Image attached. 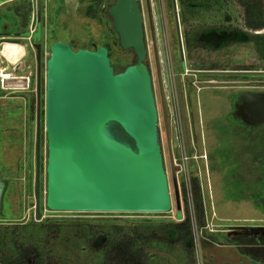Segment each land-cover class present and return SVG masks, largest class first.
<instances>
[{"label": "rangeland", "instance_id": "rangeland-1", "mask_svg": "<svg viewBox=\"0 0 264 264\" xmlns=\"http://www.w3.org/2000/svg\"><path fill=\"white\" fill-rule=\"evenodd\" d=\"M19 1L0 0V50L4 43H20L26 48L25 56L14 64L5 61L0 54V177L8 182L0 212L2 258L14 254L21 240H33L54 256V264L59 259L66 264H98L101 249L107 240L106 229L117 224L142 234H138V237L154 263L228 264V259L221 263L217 258L224 259L233 254V249L234 253L238 250L236 244L235 248L228 246L231 245L229 238L234 234L264 233V181L262 184L257 182L260 184H257L258 193L255 179L247 170L251 161L249 149L252 148L248 137L258 134L264 143V123L258 126L248 123L241 98L237 100L245 92L244 89L252 90V86L264 90V75L212 72L264 70V27L255 30L247 24L245 10L239 0H201L197 5L188 7L182 6L179 0L140 1L149 48L146 62L153 75L160 140L173 199L170 212L51 211L46 208V75L51 43L65 41L75 49L96 50L109 42L112 46L111 63L117 72L134 63L137 57L133 49L121 47L108 12L102 15L101 20L86 14L91 0H30L32 10L28 27H23L22 17L9 9ZM114 1L104 0V5L108 7ZM174 1L177 2V10ZM256 1L260 3L261 15L264 16V0ZM177 18L184 35L183 59ZM24 30L28 34L18 35ZM209 30L211 34L205 41L209 47L200 43L199 47H195L198 46L196 44L186 50L185 32L198 34ZM37 43L41 45V219L36 218L35 197ZM184 59L189 72L183 68ZM6 72L11 73V78L2 75ZM171 78H175L180 86L184 80L188 100L184 117L193 123L198 135L199 152L204 150L203 144H207L209 160L208 166L201 160V170L195 175L198 174L201 181L205 223L211 230H204L198 239L196 229L192 228L186 246L175 242L177 233L168 227L169 222L177 220L170 148L175 155L179 154L176 127L170 118L167 99L173 85ZM181 98L184 102L185 95ZM242 165H245V172ZM263 169L264 160H256L254 170L264 174ZM177 178L181 191L182 179ZM194 197L196 200L195 192ZM181 201L184 216L186 207L190 214V207L182 194ZM53 223L62 224L64 230L58 232L55 227L49 229L48 225ZM89 225L104 227V231L91 238ZM161 238L165 239L164 243ZM245 256L247 258L237 261L260 264Z\"/></svg>", "mask_w": 264, "mask_h": 264}, {"label": "water", "instance_id": "water-1", "mask_svg": "<svg viewBox=\"0 0 264 264\" xmlns=\"http://www.w3.org/2000/svg\"><path fill=\"white\" fill-rule=\"evenodd\" d=\"M174 4L177 10V2ZM107 12L121 47L133 49L137 57L123 71L115 70L106 46L75 49L65 41L50 45L46 75L45 206L51 211L170 212L173 199L160 140L153 75L146 62L149 48L141 2L115 0ZM177 26L181 37L178 18ZM179 43L183 51L181 38ZM36 49L40 64L39 43ZM40 94L39 77L37 219L43 217ZM247 111L253 122H264V101L251 102ZM111 123L117 127L115 134L108 128ZM170 155L177 218L182 219L178 167L173 165L171 148ZM3 189L0 180V211Z\"/></svg>", "mask_w": 264, "mask_h": 264}, {"label": "trees", "instance_id": "trees-1", "mask_svg": "<svg viewBox=\"0 0 264 264\" xmlns=\"http://www.w3.org/2000/svg\"><path fill=\"white\" fill-rule=\"evenodd\" d=\"M200 1L201 0H179L180 4L184 7L197 5ZM239 2L244 7L247 24L255 30L263 28L264 16L261 15L262 10L259 5L260 3L256 0H239ZM107 8L108 7L104 5V0H91V3L86 10V14L92 18H97L101 20L102 15L107 12ZM9 9L12 10L17 16L22 17L23 27H28L32 10V3L30 0H21L15 5L9 6ZM25 30L20 32L18 35L28 34V31ZM210 34V30L207 32L203 31L202 33L198 34L197 32L193 34L187 32L186 43L188 49L194 47L196 44H198V46L195 47H199L200 43H203V45H207V47H209V43L205 41L206 39H209L207 38V36ZM202 40H204V42H202ZM103 45L108 48L109 55L112 56L111 44L109 42H105ZM124 69L120 71H123ZM235 133L238 132H236L235 130ZM248 138L250 141H246L251 144L252 148L249 149L251 161L249 160L248 162L247 170L255 179L254 184H256V191H258L259 186H257V184H262V182L264 181V174H260L258 171L254 170V164L256 160H264V143L262 139H260L261 137L258 134ZM237 139L239 141V138ZM243 141L244 140H242V142ZM259 144L263 147L261 148ZM242 166V170L245 172V165ZM258 181L259 183H257ZM253 187L254 186H252L251 188ZM194 192L196 195L195 201L196 210L199 217V223L201 226H204L206 222L205 208L203 204L201 186L198 177H194ZM181 194L183 199L185 200L186 193L183 187L181 188ZM48 227L49 229L55 227L58 232L64 230V226L59 223L49 224ZM168 227L175 229L177 233L178 237L175 242L181 243L182 245L186 246L188 238H191L192 234V221L187 207L184 218L182 220L169 222ZM103 231L104 227H96L93 225H89V233L91 234V238H95L98 234ZM106 233L107 240L104 243L103 248L101 249L102 256L98 264H157V262L154 263L155 261L153 260L151 254L141 243L138 237V234L142 235L141 233L136 234L128 230L125 226L117 224H113L108 229H106ZM155 235L156 234H153V236ZM161 239L164 243L165 239ZM229 241L230 244H236L238 250L242 254L249 256L251 259L256 262H259L260 264H264V233L254 232L241 235L234 234L233 237L229 238ZM1 242L2 240L0 238V245ZM53 258L54 256L51 253L45 252V250L40 247L38 242L33 240H21L14 254L6 258H2V256H0V264H30V262H32V264H54L52 263ZM56 264L66 263L59 259L56 261Z\"/></svg>", "mask_w": 264, "mask_h": 264}, {"label": "built area", "instance_id": "built-area-1", "mask_svg": "<svg viewBox=\"0 0 264 264\" xmlns=\"http://www.w3.org/2000/svg\"><path fill=\"white\" fill-rule=\"evenodd\" d=\"M183 68L187 72L190 71L188 68H186V63H184ZM5 75H9V78H11L10 72L9 73L6 72ZM171 80L173 81V85H171L170 87L169 97L167 99L169 101V112L171 116L170 118L176 127L175 135L179 148L178 155H175V152L174 151L172 152L171 150L172 162L174 166L178 167L176 173L177 176L181 177L182 179L181 188L183 187L185 190L186 201L188 202V205L190 207L189 211L192 221V228L196 229L198 236L197 238L199 239L200 235H202L204 230L210 229V226L207 225L206 223L204 226H201L198 221V213L196 210V201L194 197V177L199 178V175L198 174L195 175V172L201 170V160H204L206 166L209 165L208 150H207V146L205 147L206 143L204 142L205 143L203 144L204 150L202 152H199L198 135L194 131L193 123L190 121L189 118L187 119L184 117V113H185L184 108L186 110L188 108V100L186 99V92H185L186 89L184 86V80L182 79L181 86L176 83L175 78H171ZM183 95H185L184 102L181 98L183 97ZM199 182L201 183L200 178H199ZM182 219L177 218V220H182Z\"/></svg>", "mask_w": 264, "mask_h": 264}, {"label": "flooded vegetation", "instance_id": "flooded-vegetation-1", "mask_svg": "<svg viewBox=\"0 0 264 264\" xmlns=\"http://www.w3.org/2000/svg\"><path fill=\"white\" fill-rule=\"evenodd\" d=\"M179 26H180V31H181V37L179 36V34H178V37H179V40H180V38L182 39L183 32L181 30L180 23H179ZM177 33H178V29H177ZM185 34H186V32H185ZM185 45H186L185 46L186 47V50H188L187 43ZM180 50H181V48H180ZM184 54L185 53H184V45H183V51H181L182 59L185 57ZM186 59H187V55H186ZM184 63H185V59L183 60V67H184ZM38 67H39V71H38V81H39V77H40V64H39V62H38ZM191 72H198L199 73V72H205V71L204 70H192ZM208 72H210V71H208ZM212 72H214V73H243L245 75H251V76H256V75L262 76V75H264V70H258V69L221 70V71L215 70V71H212ZM247 87L248 86H246V88ZM251 88H252V90L244 89L245 92L242 93V94H240L237 100L239 101L240 98H241V101H242V110H243V112L245 114V118L247 119L248 123H250L252 125H257L258 126L261 122H253L251 120V116L249 115L247 109H248V105L251 102H254V101H264V90L263 89H259L260 88L259 86H252ZM37 91H38V88H37ZM238 101H236V102H238ZM262 123H264V122H262ZM0 180L4 183V189H3V193H2V202H1V208H2L3 202H4V195H5L6 190L8 188V182L5 179H3L2 177H0Z\"/></svg>", "mask_w": 264, "mask_h": 264}, {"label": "bare ground", "instance_id": "bare-ground-1", "mask_svg": "<svg viewBox=\"0 0 264 264\" xmlns=\"http://www.w3.org/2000/svg\"><path fill=\"white\" fill-rule=\"evenodd\" d=\"M0 54L2 55V58L5 59V61L14 64V63H18L25 56L26 48L25 45H22L20 43H4L3 49L1 48L0 50ZM2 75L5 76L6 78H9V75H5V73H2ZM11 86L19 87L22 85H8V87ZM108 128L111 130L113 134H115V130H117L115 123L109 124Z\"/></svg>", "mask_w": 264, "mask_h": 264}, {"label": "crops", "instance_id": "crops-1", "mask_svg": "<svg viewBox=\"0 0 264 264\" xmlns=\"http://www.w3.org/2000/svg\"><path fill=\"white\" fill-rule=\"evenodd\" d=\"M206 146H207V144H206ZM234 245L235 244H231V245H228V246H230L231 248H235ZM233 250L234 251H232L233 254L231 256L230 255L228 257L225 256L224 259H222L221 257H218L217 260L222 263L223 260L228 259L229 260L228 261V264H253V263H249V262L244 261V260L238 262L237 260H241V258H247V257L245 255H242L241 253H239L240 252L239 250H236V253L238 254V255H236V253H234L235 252V249H233ZM221 256H223V255H221ZM241 256H244V257H241Z\"/></svg>", "mask_w": 264, "mask_h": 264}]
</instances>
